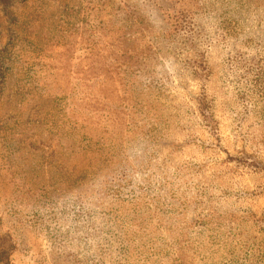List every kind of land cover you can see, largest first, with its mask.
<instances>
[{
    "label": "rangeland",
    "instance_id": "374dc122",
    "mask_svg": "<svg viewBox=\"0 0 264 264\" xmlns=\"http://www.w3.org/2000/svg\"><path fill=\"white\" fill-rule=\"evenodd\" d=\"M0 264H264V0H0Z\"/></svg>",
    "mask_w": 264,
    "mask_h": 264
}]
</instances>
